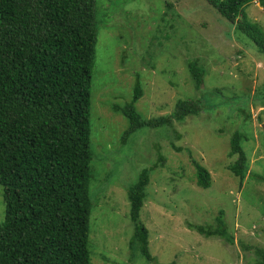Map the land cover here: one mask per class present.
<instances>
[{
  "label": "rangeland",
  "instance_id": "rangeland-1",
  "mask_svg": "<svg viewBox=\"0 0 264 264\" xmlns=\"http://www.w3.org/2000/svg\"><path fill=\"white\" fill-rule=\"evenodd\" d=\"M97 1L91 88L92 264L102 256L108 264L142 261L128 243L133 234L128 190L155 162L159 166L151 170L140 219L151 229V253L160 264L254 263L256 247L264 248V181L258 180L264 178L262 1L252 0L235 23L207 0ZM189 59L208 71L204 89L196 88ZM137 77L143 95L136 107L146 119L170 116L178 99H197L206 89H220L212 96L217 107L208 105L161 127L142 126L124 143L129 122L112 105L132 99ZM236 129L248 135L243 146L249 167L243 182L228 167V138ZM193 158L209 169L210 186L197 185ZM220 209L233 243L206 237L191 226L214 225ZM4 217L0 184V221Z\"/></svg>",
  "mask_w": 264,
  "mask_h": 264
},
{
  "label": "trees",
  "instance_id": "trees-1",
  "mask_svg": "<svg viewBox=\"0 0 264 264\" xmlns=\"http://www.w3.org/2000/svg\"><path fill=\"white\" fill-rule=\"evenodd\" d=\"M97 2L0 0V184L5 203L0 264H92L91 88L98 41ZM207 2L235 23L252 0ZM187 64L196 88L204 89L205 66L196 59ZM206 90L197 99H178L170 116L146 119L136 107L143 95L137 77L132 99L112 105L129 122L122 141L142 126L161 127L172 119L182 121L201 113L208 105L217 107L212 96L220 89ZM247 139L241 129L228 138L232 158L228 167L241 182L249 167L243 146ZM159 159L164 160L163 155ZM192 160L197 185L210 186L209 169ZM157 166L155 162L144 168L128 190L133 223L128 243L132 255L142 259L139 264H160L159 256L151 253V229L140 219L151 170ZM191 226L206 237L234 242L223 209L214 225ZM256 254L252 264H264V248L257 246ZM96 263L110 261L102 256Z\"/></svg>",
  "mask_w": 264,
  "mask_h": 264
}]
</instances>
